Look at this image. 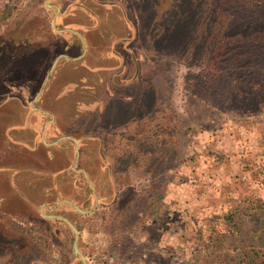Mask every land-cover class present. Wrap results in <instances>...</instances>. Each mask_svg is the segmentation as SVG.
Returning <instances> with one entry per match:
<instances>
[{"label":"rangeland","instance_id":"rangeland-1","mask_svg":"<svg viewBox=\"0 0 264 264\" xmlns=\"http://www.w3.org/2000/svg\"><path fill=\"white\" fill-rule=\"evenodd\" d=\"M47 3L52 6L47 7ZM6 4L15 6L16 11L10 19L0 20V124L6 128L15 120L20 122L33 103L35 108L50 110L56 114V137L62 131L66 135L73 131L77 140L88 136L84 145L88 152L92 151L87 155L95 153L94 158L91 163L82 160L80 167L90 177H96L101 163L97 137L107 134L110 128L103 127L101 135L94 133L95 136L91 131H80L86 118L76 123L66 116L63 103L50 100L60 90V78L46 90L49 94L45 102H33L63 49V41L53 34L67 28L54 20L57 12L51 8L56 4L49 0H0V14ZM120 5L131 21L133 40L128 47L139 63L141 94L133 88L126 89L135 95L133 100L139 101L131 102L133 107L128 113L133 111L132 117L118 118L119 125L106 136L109 155L115 154V194L121 198V192L140 190L151 179L145 178L138 164L127 160L126 149L133 148L132 141L140 133L153 139L174 136L167 146L171 150L172 144L177 147V163L161 193L162 206L130 230L131 239L113 246L114 241L97 225H87L85 220L90 217H81L79 250L87 264H196L200 253L214 239L224 243L228 263L237 264L244 244H264V107H259L263 109L260 113L251 109L233 111L236 103L232 105L220 88L203 87L200 77L209 69L206 62L222 49L228 57L243 49L250 53L264 51V7L252 6L247 0H121ZM115 19L110 22L112 29H123L121 20ZM101 41L95 46L99 51L107 44ZM248 65L249 60H243L240 71L249 69ZM92 78L99 80L97 75ZM42 119L43 125L49 117ZM73 129L79 132L73 134ZM3 136L0 128V223L16 226L14 231L22 238L10 246L13 250L10 248L8 254H1V264H28L29 256H39L40 245L57 259L69 255L71 264H82L72 257L74 237L70 230L64 228L69 237L68 250L65 241L54 238L53 234L60 230L47 217L58 213L40 210L46 200L44 193L53 184L49 171L59 173L70 167L73 150L63 151L65 147L58 149L43 143L37 150H23L8 146L10 136ZM31 137L26 134L25 140L30 142ZM48 141L55 139L50 137ZM12 154L15 159L10 157ZM43 170L49 174L46 179ZM23 175L29 179L18 184L15 178ZM25 189L29 197L23 201L19 196H25ZM40 189L42 193L35 195ZM110 192L105 193L109 199L102 200L98 215L109 212L114 199ZM233 206L232 210L250 213L248 223L241 228L243 235L235 236L224 229L225 216ZM58 215L73 220L80 216ZM47 226L54 228L53 234ZM23 229L27 235L32 232L40 236L33 243L29 236L22 235ZM38 239L42 241L40 245ZM109 245L112 246L104 253Z\"/></svg>","mask_w":264,"mask_h":264},{"label":"trees","instance_id":"trees-1","mask_svg":"<svg viewBox=\"0 0 264 264\" xmlns=\"http://www.w3.org/2000/svg\"><path fill=\"white\" fill-rule=\"evenodd\" d=\"M247 1L252 3V6L256 5L257 8L264 7V0ZM15 11V6L6 4L4 9L1 10L0 20L4 22L10 19ZM262 58H264V51L262 53L256 51L255 53H250L249 50L245 51L243 49L240 51H233L228 57L225 54V49H222L212 56L211 61L208 60L206 62L209 69L200 77L203 80V87L210 89L220 88L226 96H229V101L232 105L236 103L237 106L231 108L233 111L242 112L251 109L254 113H260L263 109L259 107H264V63H261V61L264 62V60H262ZM245 59L249 60V69L240 71L243 60ZM106 73L107 72H105V74ZM81 78L82 77L77 79L73 78L72 83H77ZM95 83L96 84L93 86L86 85L85 83L81 84L80 81L77 83V93L84 95V97L86 93H93L95 100L86 103L85 99L80 98L74 103L73 107L76 106L75 109L82 110L85 109V107H90L96 111L102 109V107L108 109L109 103L106 102L108 93H116L117 97L126 93L124 91H121V93L115 91V87L109 85L110 83L107 80L103 82L97 81ZM115 104L116 101L113 100L112 105ZM100 119L104 118L100 115V117L89 119L86 121V128L87 122L88 128L93 126L96 129L101 127L102 124H108V122L113 125V119H110L108 122ZM147 135L148 136H142L140 133L138 136H135L134 139L137 140L134 142L133 139V148L126 149V151L129 154L127 158L128 162L131 164L134 161L135 164H138L141 173L146 176L145 178H151L148 184L144 185L140 190L129 189L121 192V198H118L116 193L113 204L106 215H98V213H96V216H90V218L85 220L87 225H97V228L101 230L103 234L114 241L113 246L131 239L130 230L136 227L144 216L162 206L164 199L161 193L168 186L169 174L176 168L177 147L172 144L171 150L170 147L167 146V144H169L168 141L171 142L174 136L163 135L162 137L153 139L151 138L152 136L149 134ZM112 156L115 157V154ZM46 201H48V199ZM233 208L234 206L225 216L227 228L224 229L233 232V234L235 233L236 236L243 233L241 228L248 223L250 213L243 209L232 210ZM237 218L243 220H237ZM1 225L0 256L1 254H8L10 248H12L10 246H12L13 243H17L19 239L22 238L17 231H14L16 226H11L12 224L10 226ZM214 225L215 221L213 223L211 222V228H213L212 226ZM6 226L9 227L7 228ZM24 232L26 234H24ZM22 235L29 236L32 242L33 239L35 240L38 238L36 236H40L38 233L35 235L32 232L27 235V231L24 229ZM39 240L40 239H38V241ZM210 242L208 248L200 253L199 260L196 264H229L227 261L229 253L226 252V248L223 245L224 243H222L221 240L214 239ZM6 245L8 247H6ZM111 246L109 245L104 249V253H107ZM241 254V258L237 264H264V244L262 246H254L247 242L243 245Z\"/></svg>","mask_w":264,"mask_h":264},{"label":"flooded vegetation","instance_id":"flooded-vegetation-1","mask_svg":"<svg viewBox=\"0 0 264 264\" xmlns=\"http://www.w3.org/2000/svg\"><path fill=\"white\" fill-rule=\"evenodd\" d=\"M49 1L53 3L55 1H81V3L85 2L90 7H91L90 1H95V4H97L95 7L98 10L97 13L105 16V23L106 25H109L112 30L110 32L107 31L104 34V38L101 36L100 38H103L102 40H104L105 43L108 42L109 37L117 38L118 39L117 42H119L117 46L110 47L113 49V52L117 53L118 56H120V58L122 59L121 63L117 65L119 67L116 68L117 70L116 78L114 79L116 80L115 81L116 83L121 85V89L120 87H115L114 90L122 91V88L127 89L128 87L129 89L135 88V87L138 90L141 89V80L139 78V74H140L139 63L136 60L137 58H134L133 56L134 52L130 50V47H128L130 42L133 40L131 21L129 20L127 13H125V11L122 10V7L120 5L121 0H49ZM51 6L52 5L50 3H47V7H51ZM51 9L52 10L55 9L57 12V15L60 14V11L58 10L57 5H53ZM57 17L58 16H55V18ZM111 17H114V19H109ZM115 17L121 20L123 29L121 30L112 29V25L110 24V22L116 21ZM100 29L101 27L99 26V31L97 32L98 36H99V33H101ZM106 48H109L107 44H105V47L103 48V50H101V53H97L95 51L96 57L107 53ZM94 50H97L96 47L94 48ZM107 73L104 75L107 76ZM47 77L48 76H45L43 81L41 82V88L37 92L38 94L37 96H35V99L33 102L35 103L42 102L43 96L45 95L46 90L49 87H51L52 80L51 78H47ZM46 82H47V85H45ZM44 99H45V96H44ZM28 110H29L28 113L31 112L30 114H33V112L34 113L41 112L43 115L46 116V118L49 117L48 120L43 121L44 123L43 124L44 125L43 135L46 136V139L47 138L49 139L50 137H52L53 139H55V141L53 142L43 141L41 143L45 144L47 147H65L66 148L67 146L69 147V145H72L73 147V152L75 155L74 161L72 162L70 167L63 169L65 175L60 176L62 179V182L53 180L52 187L49 188L46 193H44L46 195V200L48 199V201H45L40 206V210L43 212L49 211V212L58 213V214L77 213L78 215H80L76 217V219H79V220H73L72 218H70V216H66V215L63 216V215L56 214V215L48 216L47 219L54 220L56 222V228L60 231L56 234H53L52 230H54V228L52 227L50 228V226H47L46 228H49L48 230L54 235V238L57 237L56 241H59V239L62 241H65L66 250H68L69 248L68 245L66 244V242L68 243L69 241V237L66 236V232L64 228L70 230V233H71L70 236L74 237L72 257L73 259L75 258L76 261L78 260L82 264H87L85 256H83L79 250V239H80V234H81L80 226L83 220L81 217H90L94 215L96 216L98 207L102 203V200L106 198L109 199V197L105 194L107 191H111L110 192L111 197L114 198L115 196V189H114L115 181L114 179H112L113 177L112 173L114 174L113 169H114L115 163L112 161L113 158L109 155L110 154L109 151L111 148L107 145V140H104V137L107 135L109 136V133L107 131V134L98 136V135H101L99 133L103 127L97 128V129L94 128V131H93L90 128H86V123H85V127L83 126L82 129L80 130V131H83V130L91 131L90 133H92L93 135L94 133L98 134L97 135L98 136L97 140H98V145H99L98 152L100 155L99 157L101 159V163H99V171L96 174V177H90V175L87 174L86 170L80 167V163L82 160H85L91 163V161L93 160L91 159V157L94 158L95 153H92L91 155H87L88 151L85 149L86 145H84V149H81L83 145V141L87 139L88 136L82 137L80 140H77L72 135L73 131H71L68 135L64 134L63 131L62 132L60 131L61 132L60 135L56 137V134H58V131L56 130L57 120L55 119V117H53L52 114H50L46 109L35 108L34 103H33V106L28 107ZM26 112L27 110L25 111V113ZM72 122L74 121L72 120ZM74 124L76 125V123H72V125ZM78 127L79 126H77V128ZM74 131L75 132L73 134H77L79 132V130L77 131L74 130ZM13 145L23 150L24 149L31 150L30 147L23 145V143H17L10 138V143L8 146H13ZM64 150L70 151L71 148L69 147L68 150L67 149H64ZM41 190L36 191L35 195L38 196L40 193H42ZM25 191L27 192L25 193V196H28L29 190L25 189ZM61 197H65L66 199L64 198L61 200ZM110 203L111 202H109V204ZM23 226L25 227L26 225H23ZM6 227L8 228L9 226H6ZM75 230H77L78 232V239H76ZM41 242L42 241L40 239L37 244L40 245ZM76 243H77L78 252L76 251V247H75ZM59 246L62 247V244H60ZM38 250L40 251L39 256L37 257L29 256V259L27 261L28 264H59V262H62L63 260H64L63 261L64 264H71L69 255H66L62 258L57 259L52 254L47 253L46 246H41L40 248H38Z\"/></svg>","mask_w":264,"mask_h":264},{"label":"crops","instance_id":"crops-1","mask_svg":"<svg viewBox=\"0 0 264 264\" xmlns=\"http://www.w3.org/2000/svg\"><path fill=\"white\" fill-rule=\"evenodd\" d=\"M90 2H91L90 3L91 7L85 2L81 3V1L54 2L57 5L58 10L60 11V14L59 15L56 14V16L58 17L54 20L58 24L59 22H63L64 24H66L67 28H65V30L61 33H58L59 31L57 30H56V34L53 33L55 36H58L57 38H59L60 42L63 41V49L61 53L58 54L57 59L55 60L54 64L49 70L50 72L53 69V72L49 76V78H51L52 80L51 86H53L59 78L62 82V85L60 86V90L57 92L58 94L56 93L55 95H53L50 100H53L55 103L57 102L58 104L63 103V105L65 106L66 116L70 119H75L76 123L80 118H86L88 121L89 119H92L94 117H100V115L104 119L106 118L105 121L107 122L110 121V119H113L112 120L113 125L110 122H108V124L101 126V127H105L106 129L110 128L109 130L106 131H108V133H111V131L113 130L112 129L113 126L119 125L118 118L126 119L125 117L128 116L132 117L133 111L129 115L128 110H131L133 107V105H131V102L135 97V95L128 94L127 92L129 90L122 88V91L126 93L119 95L118 97L116 96V93L115 94H113L112 92L108 93L106 97V102L109 103L108 106L109 110L104 109V107H102V109H99L97 111L90 107H85V109L82 110L75 109L76 106L73 107L74 103L78 101L80 98L85 99L86 103L95 100V96L93 93H86L85 97L84 95H80L79 93H77L78 92L77 83L79 81L81 82V84L85 83L86 85L93 86L96 83L95 80L92 78V76L97 75L99 77L98 81L100 82L107 80L110 83L109 85H112V87H116L117 85H119L118 83L115 82L116 80L114 79L116 78V71H117L116 68L119 67L117 65L121 63L122 59L120 58V56H118L117 53L113 52L112 48H110L112 46H117L119 44V42H117L118 39L114 37H109L107 42L109 48L108 49L106 48L107 53L96 57L95 51L97 53H101V51L94 50L95 46L97 47L99 40L100 39L102 40L104 38V34L107 31L110 32L112 30L109 25H106L105 16L97 13L98 10L95 8L97 4H95V1H90ZM99 26L101 27L100 29L101 33H99L98 36L97 32L99 31ZM100 36L103 38H100ZM101 42H104V40H102ZM106 71L108 72L107 76L104 75ZM79 77L82 78L78 80L77 83L73 84L72 79L73 78L77 79ZM45 85H47V82ZM117 87H120L121 89V86H117ZM133 89L136 94H141V89L137 90L136 87ZM117 92L121 93V91H117ZM47 94L49 93H47L46 91L44 95L45 99L48 97ZM44 96L42 102H45ZM113 100L116 101L115 105H112ZM133 101L134 103L137 104L138 103L137 101L139 100L135 99ZM28 111L29 110H27V112L25 113V115L23 116L20 122L15 120L16 122H11V124L8 125V127L6 128L2 127V125L0 124V128L3 129L4 136L7 137L10 136L9 138H11L13 141L17 143H23V145L30 147L31 150L33 151L38 149L41 142L43 141L46 142V140L48 139V138L46 139V136L43 135L44 125H42V120H43L42 118L44 117L46 118V116L43 115L41 112L39 113L33 112V114H30L31 112L28 113ZM48 112L52 114L53 117H56L55 113H51L50 110ZM16 118L19 117L16 116ZM117 120L118 122H116ZM87 128H88V122H87ZM90 129L94 131L93 126H91ZM26 134L32 136L30 142L25 140ZM18 135L21 136V139L16 138V136ZM104 140H107L106 136ZM85 142L86 141L84 140L81 149H84ZM69 147L71 148V150H73L72 145H69ZM69 147L67 146L66 149L68 150ZM60 148L62 147H58V149ZM91 152L92 151H89L88 153ZM10 157H12V159H15L14 158L15 155L13 154ZM49 158H53V156L49 154ZM53 160L55 162L57 160V157ZM24 169L28 170V168H24ZM43 173L46 179L48 172L43 170ZM49 173L52 175L53 180L61 181V182L62 179L60 176L65 175L63 170H61L59 173H55L52 171H49ZM28 179L29 177L23 175L20 179L15 178V181H18L19 184V183H25ZM45 179L42 178V180L44 181ZM26 197H29V195L19 196V198H21L23 201L26 199ZM39 199H44V198H39Z\"/></svg>","mask_w":264,"mask_h":264},{"label":"water","instance_id":"water-1","mask_svg":"<svg viewBox=\"0 0 264 264\" xmlns=\"http://www.w3.org/2000/svg\"><path fill=\"white\" fill-rule=\"evenodd\" d=\"M75 232H76V239H78V232H77V230H75ZM75 247H76V251L78 252V250H77V243L75 244Z\"/></svg>","mask_w":264,"mask_h":264}]
</instances>
